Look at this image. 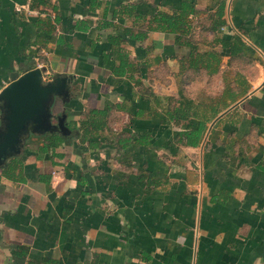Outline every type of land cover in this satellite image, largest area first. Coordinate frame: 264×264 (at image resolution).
I'll use <instances>...</instances> for the list:
<instances>
[{"label": "crops", "instance_id": "0c3cea01", "mask_svg": "<svg viewBox=\"0 0 264 264\" xmlns=\"http://www.w3.org/2000/svg\"><path fill=\"white\" fill-rule=\"evenodd\" d=\"M36 66L71 78L55 114L124 107L59 164L29 135L0 169V264H264V0H0V87Z\"/></svg>", "mask_w": 264, "mask_h": 264}, {"label": "water", "instance_id": "95a60500", "mask_svg": "<svg viewBox=\"0 0 264 264\" xmlns=\"http://www.w3.org/2000/svg\"><path fill=\"white\" fill-rule=\"evenodd\" d=\"M45 70L36 66L12 71L0 90V164L19 154L31 133L69 132L66 113L55 114L53 109L58 98L69 99L71 78L56 71L46 79Z\"/></svg>", "mask_w": 264, "mask_h": 264}, {"label": "trees", "instance_id": "16d2710c", "mask_svg": "<svg viewBox=\"0 0 264 264\" xmlns=\"http://www.w3.org/2000/svg\"><path fill=\"white\" fill-rule=\"evenodd\" d=\"M158 17L160 16V20L164 21V14L158 13ZM157 17V19H158ZM174 22V21H173ZM172 20L169 22V24H173ZM136 37V35H134ZM144 36V35H143ZM142 36V37H143ZM141 37V36H140ZM119 38L111 37V42H117ZM131 63L126 58L125 54L120 55V63L117 67H115L112 70V73L116 76L121 75H127L129 78H132L134 70L130 69L129 66ZM148 94V91L146 92ZM149 95H153L152 92H150ZM160 104V98L156 97V105L159 106ZM122 103H116L115 105H108L107 107L103 109L99 108H88L85 116L80 119H72L66 113V120L65 124L69 129L68 133H63L61 130H53V131H46L43 134L38 133H31L30 136H37L41 139V143L38 145L37 151V157H41V155L48 153L47 157L52 165H57L64 157V147L70 146L73 140H77L78 142L84 143L88 142L89 144L95 145L97 143L95 140H91L90 137L94 133H98L100 131H103L105 128H107L108 123V115L110 114V111L112 109H121L123 108ZM189 105H176L171 108V106L167 105V108L163 107L162 110L165 111L164 114H162L161 111H157V115H166L169 120H172L173 122H180L181 120L186 119L184 110L188 108ZM144 110L139 109L138 114L142 113ZM207 119H200L198 126L183 130L179 133V140L183 143L190 144V145H196L200 139L202 129L204 128L205 121ZM148 134H144L139 136L138 138L134 139L132 135H127L125 133H120L114 140L116 146L118 149L124 148L129 144L132 143H147ZM27 150L24 149L21 153L14 155L12 157H9L6 163L4 165L0 166V169L3 174L7 176H12V178L15 177L14 174H16L17 169L20 171V168L23 165L24 158L27 157ZM40 178L46 181L48 179L47 174H40Z\"/></svg>", "mask_w": 264, "mask_h": 264}, {"label": "built area", "instance_id": "2783aa9c", "mask_svg": "<svg viewBox=\"0 0 264 264\" xmlns=\"http://www.w3.org/2000/svg\"><path fill=\"white\" fill-rule=\"evenodd\" d=\"M44 77H45L46 79H47V77H48L47 73H45V72H44ZM6 84H7V83H5L4 85H6ZM4 85H2V87H3ZM2 87H0V90H1Z\"/></svg>", "mask_w": 264, "mask_h": 264}]
</instances>
